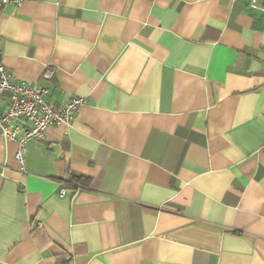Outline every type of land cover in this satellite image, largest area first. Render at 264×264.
Listing matches in <instances>:
<instances>
[{
  "label": "crops",
  "instance_id": "crops-1",
  "mask_svg": "<svg viewBox=\"0 0 264 264\" xmlns=\"http://www.w3.org/2000/svg\"><path fill=\"white\" fill-rule=\"evenodd\" d=\"M263 17L264 0L2 7L13 80L83 104L23 170L0 134V264H264Z\"/></svg>",
  "mask_w": 264,
  "mask_h": 264
},
{
  "label": "built area",
  "instance_id": "built-area-1",
  "mask_svg": "<svg viewBox=\"0 0 264 264\" xmlns=\"http://www.w3.org/2000/svg\"><path fill=\"white\" fill-rule=\"evenodd\" d=\"M22 0H0V9L7 4L19 5ZM257 0H250L253 7ZM264 23V17L262 18ZM264 66V58L262 61ZM45 77H50L46 73ZM8 92L10 101L0 114V134L17 145L15 159L23 170L25 145L30 140L43 139L51 126H70L83 98L74 97L56 107L47 100L49 89L37 84L15 82L7 71L0 49V93ZM63 193V191H62Z\"/></svg>",
  "mask_w": 264,
  "mask_h": 264
}]
</instances>
